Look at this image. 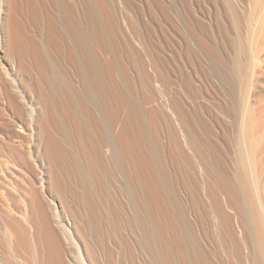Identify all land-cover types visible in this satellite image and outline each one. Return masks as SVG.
I'll use <instances>...</instances> for the list:
<instances>
[{
    "label": "bare ground",
    "instance_id": "6f19581e",
    "mask_svg": "<svg viewBox=\"0 0 264 264\" xmlns=\"http://www.w3.org/2000/svg\"><path fill=\"white\" fill-rule=\"evenodd\" d=\"M119 1L123 9H137L132 7L136 0L134 4ZM144 1L150 14L143 13V8V12L139 11L144 14L141 17L146 19L149 15L153 22L152 15L159 13L162 18L155 16L163 19V24L155 21L164 27L165 51L161 47V54L153 49L156 38L152 40L150 35L154 29L150 30L152 22L143 19L148 24L142 25L144 22H138L140 17L135 15L138 25L129 20L128 23L121 17L124 14L119 16V6V13L112 9V0H0L2 257L9 254L17 264H111V254L117 251L128 264L135 258L133 252L140 250L148 260L139 264H208V252L199 244L198 227L190 226L191 216L197 222L209 220L219 238L221 253L229 258L228 264H232L230 260L234 264H264V178L256 154L264 139V127L259 130L261 117L251 110L254 108L247 102L244 87L241 88L242 80L251 79L248 74L252 71L245 58L246 52L253 54L252 50L259 46L255 43L260 42L256 38L264 25V0H245L249 4L245 2L240 11L242 1L237 0H178L177 9L174 0ZM241 10L247 13L249 21L244 23L256 24L254 28L247 25L251 27L249 32L245 28L239 31L242 20H246ZM228 16L240 34L231 27L232 32L240 38L247 33V42L229 33ZM232 22L229 20L228 24ZM122 28L134 33L133 40L136 34L146 42L142 49L148 58L143 55L142 63L153 72V76L149 73L152 80L163 83L160 86L166 97L163 95L161 107L160 103L147 107L154 102L151 101L156 95L152 97L151 93L156 88L147 90L151 95L147 91L148 94L140 93L147 109L136 98L137 81L132 79L134 84L128 79L125 64L140 52L134 55L131 51L141 40L132 47V35L127 34L130 39L123 45L131 44L125 47L129 50L131 46L132 50L125 52L119 36L127 30L122 32ZM140 29L144 32L141 36ZM238 42H243L246 52ZM249 45L251 53L246 49ZM148 48L160 56L150 55ZM221 48L227 57L222 56ZM230 48L234 49L233 54ZM241 51L242 56L247 55L245 63ZM254 58L248 59L255 64L259 57ZM142 63H138L140 67ZM226 63L233 70L229 75L241 79L238 101L231 97L239 112L238 118L233 116L236 121L231 122L235 139L232 155L227 152V129L211 117L208 100L197 91H209L210 87L199 84L194 89L196 83H201L207 65L213 71L218 66L220 71L215 72L225 83L223 79L228 78V73L224 68L229 67ZM176 66L179 72L193 67L190 70L196 73L189 71L188 76L183 70L188 77L180 80L183 76L176 73ZM215 72L207 77L215 76ZM220 72L227 78L221 77ZM174 77L179 79L176 78L177 83ZM230 78L226 85L234 88ZM150 81L149 85L154 80ZM192 87L206 103L202 99L204 104L194 102L198 94H192ZM235 91L231 92L236 98ZM191 94L194 101L189 99ZM162 123L164 138L160 150L161 144H156ZM174 176L183 200L173 192ZM196 234L198 239L193 238Z\"/></svg>",
    "mask_w": 264,
    "mask_h": 264
},
{
    "label": "rangeland",
    "instance_id": "374dc122",
    "mask_svg": "<svg viewBox=\"0 0 264 264\" xmlns=\"http://www.w3.org/2000/svg\"><path fill=\"white\" fill-rule=\"evenodd\" d=\"M122 1H123V0H122ZM138 1H139V2H138ZM140 1H141V3H142V2H143V3L145 2L144 0H136V2H137L136 4H134L133 0H131V1L129 0L128 2H129V3L133 2L132 4H134V5H132V7H133V8H136V7H137V9L140 8L141 10H139V9H138V10H137V9H132V10H131L129 7H127V8H129V10H127V9H125V8L123 9V6H120V5H123V3L121 2V4H120V3H119V2H120L119 0H112V3H111L112 6H111V7H112L113 10H116L117 7L119 6L118 9H120V10H119L120 13L118 12V9H117L116 12H118L120 15L117 13V16H118V15L121 16V15L124 14V15L121 16V17L125 18L127 22H128V20H129V22H130V21H131V22H136L135 19H137V17H140V19L138 18V22H140V23H141V21L144 22V23H142V25L145 24L146 22H150V23H151L152 20H153V18H152V17H148L149 15L146 16V19L149 18V19H148L149 21H147L145 18H143V15H144L143 13H147V14H148L149 11H146V9H147V5H146L145 3H144L145 5H144L143 3H142V5H141ZM237 1H242V2H240V5L242 4L241 7H240V8L238 7L239 10L237 9L238 11H240V9H243V8H244L245 2H246V4H247V3L249 4V2H248V1H245V0H237ZM243 1H244V3H243ZM115 2H117V3H119V4H116ZM173 2H175V5H176L175 8L177 9V6H178V0H174ZM114 3H115L116 5H115ZM138 3H140V4H138ZM237 3H239V2H237ZM237 3H236V6H238ZM243 4H244V5H243ZM139 5H140V6H139ZM240 5H239V6H240ZM113 6H115V7L113 8ZM143 6H144V7H143ZM224 6H226V5H224ZM224 6H223V7H224ZM242 6H243V7H242ZM234 7H235V4H234ZM248 7H249V6H248ZM143 8L145 9V12L142 11ZM235 8H237V7H235ZM144 9H143V10H144ZM122 10H123V11L127 10V11H125L126 14L123 13ZM130 10H131V11H130ZM237 10H235V14H239V13H240V12L237 13V12H238ZM139 11H141V12H143V13H141V12H139ZM225 11H226V9H225ZM241 11H242V10H241ZM114 12H115V11H114ZM241 13H242L241 16L244 15L243 17H245V15L247 14V13H245L244 11H242ZM243 13H244V14H243ZM141 14H143L142 17H141ZM149 14H150V12H149ZM155 14H158L157 17L159 16V17L162 18V16H160L159 13H155ZM155 14H153V15L151 14V15L154 16V19H155V21H156L157 17L155 16ZM225 14L228 15L227 12H226ZM133 15H134V16H133ZM135 15H136V16L138 15V16L136 17ZM139 15H140V16H139ZM151 15H150V16H151ZM227 15H225V16H227ZM239 15H240V14H239ZM239 15H237V16L239 17ZM119 16H118V18H119ZM135 17H136V18H135ZM144 17H145V16H144ZM228 17H229L228 19L230 20V22H232L231 19H230L231 17H230V16H228ZM243 17H242V18H243ZM132 18H133V19H132ZM151 18H152V19H151ZM239 18H240V17H239ZM242 18L240 19V22L243 21L242 23H244V21H247V19H246V18H247V15H246V17H245L246 20H242ZM141 19H142V20H141ZM143 19H145L146 22H145ZM263 19H264V18H263ZM139 20H140V21H139ZM162 20H163V19H162ZM162 20H160V18H159V20L157 19V23H158V21H159V23H160ZM226 20H227V17H226ZM229 20H228V22H229ZM241 20H242V21H241ZM155 21L152 22V26H153L152 28H151V25L149 24V25H150V30L154 28L153 31H151V34H150V35H152V36H151V37H152V40H153V38H154V39L156 38V39L154 40V41H155V42H154L155 45H154L153 42H150V41H149V44L153 43L152 46H153V45L155 46L154 48L152 47V48L154 49V51H155L156 49H157L156 51L161 50V47H162V50H161V51H165V49H163V48H165V45L163 46V44H164L165 42L163 41V37H164V35H163V33H162V32H164V27H162L163 25H160V26H159V24H157ZM129 22H128V23H129ZM138 22H136V24H137ZM174 22L177 24L176 21H174ZM228 22H226V24L228 25V28L231 29V30H229V33H230V32H232V30H233L232 28H235V29H236L237 27H235V26L232 27L233 22L231 23V25H229ZM247 22H249V21H247ZM247 22H245L243 25L241 24L242 27H238V28H241V29H239L240 32H241L244 28H245L246 30H248V32H249V29H251V27H252V25H253V22H251L252 25H251L250 23H249V25H248ZM140 23H139V26L141 27L142 25H140ZM161 23H162V22H161ZM246 23H247V24H246ZM146 24H148V23H146ZM162 24H163V23H162ZM173 24H174V23H173ZM245 24H246V26H245ZM262 24H264V20H263ZM121 25H123V24H121ZM137 25H138V24H137ZM239 25H240V24H239ZM247 25H248V26L251 25V27H247ZM255 25H256V24L254 23L253 28L255 27ZM158 26H159V27H158ZM175 26H176V25L174 24V28H175ZM229 26H230V27H229ZM243 26H244V27H243ZM261 26H262V25H261ZM122 27H124V26H122ZM126 27H127V26H126ZM126 27H125V28H126ZM176 27H177V26H176ZM231 27H232V28H231ZM246 27H247L248 29H247ZM259 27H260V26H259ZM259 27H258V28H259ZM242 28H243V29H242ZM262 28H263V29H262ZM262 28L259 29V30H262V31H259V32H258V33H259L258 35H259L260 37H263V38H260V37L256 38V39H258V40L260 41V42L258 41L259 43H261V42H262V43H261V44H259V43L256 44L257 42L255 43V46H257V45L260 46V45H261V47L257 46L256 49L253 47L254 50H252V51H254L255 53L258 52V54H259V52H260V56H258V54H257V56H256V55L254 56V55H253L254 52H253V54H250V55H253L254 57H259V60H262V61L257 60V62H256L257 64L255 63L256 65L254 64V62H253L251 59H250L251 61L248 59V58H252L253 60H255L254 57H251V56L248 54L249 52H246L247 50H244V49H243V48H244V47L242 46V43H243V42H241V45H240V42H238L239 45H240V47H242V50H244V51L247 53V55H248V56H247L246 53H245V54L242 56L243 52L241 51V54H240V55H241L242 58H241L240 55H239V59L241 58V59L244 60L245 56L248 57V58H245V59H247V62H248V64L250 65V66H249L250 68L247 67L246 69L249 68V71H252V72H249L250 74H248V73H247V74H248V75H251V76H253V77H255V78L253 79V77L248 76V78H249V77L251 78L250 80H249L248 78H247L248 80H245L246 78H245L244 80H242V81H243V84H242L241 88L244 87L245 90L243 89V91H244V93H246L247 102L251 105L250 107L254 108V109H251V110H252L255 114L257 113L256 116L259 115V118L261 117L260 119L258 118V119L260 120L259 123H258V127L260 126V127H259V130H260V129L263 130L262 127H264V126H262V125L264 124V79H263V78H264V74H262V73H264V72L261 71V69L264 70V69H263L264 67H263V68L260 67V66H263V65H264V63H263V62H264V58H262V56H264V52L261 51L262 48L264 47V46L262 47V45L264 44V41H263V40H264V36H262V35H264V32H263V31H264V25L262 26ZM157 29H158V30H157ZM255 29H256V28H255ZM122 30H124V31H122V32H125V30L128 31V30H130V29H128V28H127V29H123V28H122ZM161 30H163V31H161ZM256 30H257V29H256ZM127 31L119 36L120 43H121L122 45H123V43L126 44V43L128 42L127 40L130 39V38H129L130 35H127V34H131V35L133 34V35H134V33H132L131 30L129 31V33H128ZM156 31H157L158 33H157ZM239 31H238L237 29L235 30L236 33H238ZM251 31H252V30H250V32H251ZM141 32H143V31H141V29H140V36H141V34H142ZM153 32H155V35H154ZM160 32H161V34H160ZM235 32L233 31L232 33H234V34H231V35H232V36L234 35L233 37L236 38V36H239L238 34H240V32H239L238 34H235ZM243 32H244V31H243ZM245 32H247V31H245ZM261 32H263V33L261 34ZM143 33H144V32H143ZM157 34L159 35L160 38H159L158 36H156ZM241 34H242V33H241ZM244 34H245V33H243V35H244ZM124 35H126V37H125ZM133 35L131 36V39H132V40H131V39L129 40L130 43L132 42V43H131V44H132V47L134 46L133 44H134L136 41L138 42V40H139V41L141 40V37H139V36H138L139 39H137L138 37H137L136 34H135V36H136V37H135L136 40H133V39H134ZM161 35H162V36H161ZM128 36H129V37H128ZM232 36H231V37H232ZM246 36H247V33H246ZM246 36L244 35V36H243L244 38H240V36H239L240 41H241L242 39H244L245 42H247L249 39L247 40V37H246ZM127 37H128V38H127ZM132 37H133V38H132ZM245 37H246V39H245ZM235 38H234L235 41H236V40L239 41V40H238L239 38H238V39H235ZM122 39L124 40V42H123ZM158 39H159V40H158ZM161 39H162V40H161ZM262 39H263V40H262ZM157 40H158V41H157ZM164 40H165V39H164ZM244 40H242V41H244ZM125 41H126V42H125ZM141 41H142V40H141ZM141 41L138 43V46H137V45L134 46V48H135V49H133L134 51L132 50V47L130 46L131 49H129V50H132V51H131L132 53H134V52H136V51H140V52H136L137 54L134 53V55H135V54H136V55L134 56L135 59L132 58V60H131L132 63H131L130 61H128L129 64H128V63H126V64L124 63L125 65H128V66H125V67L127 68V69H126V71H127L126 73H128V74H126V75L128 76V79H131V80L133 79V80H136V81H137V82L134 81V82H136V84H135V83L133 82V80H132V82L135 84L134 87L137 85V86H136L137 88H136V87H135V88H136L138 91L136 90L137 92H134V93L139 94V95L135 94V95L137 96L136 98H137L138 100H139V98H140L139 101H141V96L144 94V92L147 93V92H148L147 90H153V89H155V88H156L155 90H156V92H157V91H158L157 89L160 87L161 90L159 89V91L157 92V94H156L155 90L152 91V93H151V94H152V97L156 95V96H155L156 98L153 97L155 100L152 98L153 100H152L151 102H153V101H154V102H153L152 104L150 103V105H147V107H148V108H150L151 106H153V107L156 106V107H157V104H158V103H160V106H159V107H161V104L163 103V98H164L166 92H165L163 86H160V85H163V83H161V81H160V83H161V84H160L159 82H157V80H156V82H157V83H156V82H155V79H153V80H154V81H153V80L151 79V76H149V73L153 76V72H152V71H149L150 68H146V66L143 65V63L145 62V60H144V56H143V55H147V56H145V59H147V58H148V54L143 53V52H145V51H143V49L145 48L146 42L143 43V41H142V42H141ZM255 41H256V40H255ZM156 42H157V43H156ZM163 42H164V43H163ZM238 43H237V44H238ZM248 43H249V42H248ZM131 44H129V45H131ZM135 44H136V43H135ZM140 44H141V47H140V48H141V49L143 48L142 50L139 48V45H140ZM142 44H143V45H142ZM144 44H145V45H144ZM158 44H159V45H158ZM244 44H245V46H246V43H244ZM249 44H250V43H249ZM129 45H128V46H129ZM156 45H158V46H156ZM161 45H162V46H161ZM125 46L128 47L127 45H123V47H124L123 49H127ZM143 46H144V47H143ZM147 46H148V44H147ZM147 46H146V47H147ZM136 47H137V48H136ZM148 47H150V46H148ZM158 47H159L160 49H158ZM246 47H248V45H247ZM246 47H245V48H246ZM128 48H129V47H128ZM152 48H151V49H152ZM155 48H156V49H155ZM250 48L252 49L251 45H249V48H246V49H249L248 51H250V50H251ZM258 48H259V49H258ZM148 49H149V48H148ZM153 49H152V50H153ZM221 49H222V48H221ZM230 49H231V48H230ZM230 49H229V50H230ZM257 49H258V50H257ZM129 50L127 49L125 52H129ZM145 50H146V49H145ZM149 50H150V49H149ZM225 50H226V49H225ZM161 51H158V52H160V54H161V53H162ZM230 51H231L230 53L233 54L234 49H233V51H232V49H231ZM252 51H250V53H251ZM263 51H264V48H263ZM131 52H130V53H131ZM150 52H151L150 55H152L153 51L150 50ZM150 52L148 51V53H150ZM227 52H228V50H227ZM261 52H262V53H261ZM146 53H147V51H146ZM154 53H155V52H154ZM154 53H153V55H154ZM222 53H223V55H222L223 57H227V56H226L227 54L225 55L226 51H224V49L221 50V54H222ZM138 54H139V56H140L141 62H139L140 59H138V58H139ZM141 54H142V55H141ZM156 54H158V53H155V56H156ZM232 54H231V55H232ZM262 54H263V55H262ZM162 55H163V54H162ZM162 55H161V56H162ZM158 56H160V55L158 54ZM249 56H250V57H249ZM142 57H143V59H142ZM136 59H137V60H136ZM229 59H230V58H229ZM229 59H228V61H229ZM241 59H240V60H241ZM257 59H258V58H257ZM133 60H134V61H133ZM138 60H139V61H138ZM142 60L144 61L143 63H142ZM243 60H242V61H243ZM248 60H249L251 63H253L254 65H253V64L251 65V63H249ZM137 61H138V62H137ZM146 61H147V60H146ZM228 61H227V62H228ZM258 61L260 62L259 64L262 63L263 65H259V64H258ZM200 62H202V61H200ZM245 62H246V60H244V62H242V63H245ZM138 63H140V64L142 63V65H143L144 67H143L142 65H141L142 67H140V64H138ZM137 64H138V65H137ZM207 64H209L208 61H207ZM213 64H214V63H213ZM226 64H228V63H226ZM211 65H212V64H211ZM228 65H229V64H228ZM244 65H245V64H244ZM246 65H247V63H246ZM246 65H245V66H246ZM138 66H139V67H138ZM209 66H210V64H209ZM258 66H259V67H258ZM123 67H124V65H123ZM186 67H188V66H185V68H186ZM189 67H190V66H189ZM189 67H188L187 69H189ZM204 67H205V66H204ZM207 67H208V65H207ZM207 67H206V68H207ZM214 67H216V65H213V68H214ZM227 67H228V66H227ZM252 67H253V68H252ZM255 67H256V68H255ZM140 68H141V69H140ZM175 68H177L176 73H178V72H179V71H178V67L176 66ZM181 68H184V67H181ZM206 68L203 69L204 71H206L205 74H204V75H206L205 78H204V75H203V77H201V78H202L201 83H199V82L196 83L194 89L196 88L197 85L200 86L199 84H202V85L204 84V85H207L208 87H210V88L208 89L209 91H204V90H203V92H202V90H197V91H199V92L201 91L200 93H202V95H201L199 92H198V93H199L201 96H203V97L205 96L204 98H206V99L208 100V103H206V102L204 101V99L201 98V96L197 93V91L194 92L193 87H192V89H193L192 94L195 95V93H196V95L198 94L200 98H199V99H196V97L198 96V95H197L196 97L194 96V97H195V99H194V97H193L192 94H191V97H192V98L189 97L190 95H189L188 97H189V99H192V100L194 99V100H195V101L193 100L194 102H197V101H198V102H197L198 104H200V102H202V100H203L206 104H208V107H211V109L208 108V107H206V108H208L207 110H211V111H210L211 113H209V114L213 115V116H211L213 119H215V120L218 119L217 122H219V121H221V122H225V121H226L224 124L221 123V122H219V124H220V125L222 124V125H221V127L223 126L222 129L225 128V129H227V130L229 131V133H228L227 130L225 131L229 136H228L227 134L224 135V136H225V138L228 136V137H227V142H229L230 145L225 141L226 144L229 146V147L227 146V147L229 148V149H227V152H228V154H229V152H230V154L232 155V150H233V149H232V148H233V145H232V144L235 142V141H234L235 139H234L233 136H232V135H233L232 132H233V129H234V128H233V127H234V124H232V123H233V120H234V122L236 121L235 118H238V113H239L238 111L236 112V107L234 108V106H235V105H234V101H235V99H236L235 102H237L238 99H239V94H240V91H241V90H240L239 92H237V91H238L239 88H240L239 85H238V83H241V82L239 81V80H241V79L237 80L236 78H234L235 76L233 77V76L229 75V73L232 74V71H233V70L231 71V65H229L228 69H227V68H224L225 71H227L226 73H228V74H226V76H227L228 78L231 77L230 80H233V81H231V82L233 83V86H234V84H235V86H234V88L236 89V91H235L234 88L229 87L228 85H226V83H227V79H228V78L225 77V75L222 74V73L224 72V69H223V68L221 69V71H223V72H222V73L220 72V74H221V77H222V75H223V77L227 78V79H223L224 81L226 80L225 83L221 81L222 78H221V80H220V78H219L220 75L217 74V73H219V71H220V69L218 70V68H219L218 66L216 67L217 69L215 70V71H218L217 73H216L215 71H213L214 69L212 70V66H211L210 68L208 67V68L211 69V70H209V69L207 68L209 71H208ZM229 68H230V69H229ZM254 68H255V69H254ZM258 68H260V69L257 70ZM129 69H130V70H129ZM143 69H144V70H143ZM179 69H180V68H179ZM190 69H194V68H193V67H192V68L190 67ZM190 69H189L188 71H187L186 69H182V72L186 71V72H185L186 75L189 76V71H190V72L192 71V73H194L193 71H195V70H190ZM142 70L145 71V72H143ZM146 70H148V71H146ZM180 70H181V69H180ZM183 70H184V71H183ZM253 70H254V71H253ZM256 70H257V71H256ZM140 71H141V72H140ZM196 71H197V70H196ZM204 71H203V72H204ZM229 71H230V72H229ZM258 71H259V73H258ZM260 71H261L262 73H261ZM146 72H147V73H146ZM151 72H152V73H151ZM182 72L180 71L179 73H182ZM187 72H188V74H187ZM214 72H215V74H216L215 76L218 77V80H214V79H213V77H215V76H211V78H210V76L207 77V75H208L209 73H211V74L213 75ZM247 72H248V71H247ZM192 73H190V75H191ZM195 73H196V72H195ZM195 73H194V75H195ZM206 73H207V74H206ZM224 73H225V72H224ZM139 74H141V75H139ZM145 74H148L147 79H149V77H150L151 81H153L154 83L151 82L150 80L146 81L147 79L145 78ZM211 74H210V75H211ZM254 74H257V75L255 76ZM186 75H184L183 73H182V75L180 74V76H183L180 80H182L183 78H185ZM199 75L202 76V74H199ZM228 75H229L230 77H229ZM233 75H235V73H234ZM259 75H260V76H259ZM127 76H123V78H124V77L126 78ZM188 76H186V77H188ZM257 76L260 77V78H258ZM177 77L179 78V76H177ZM177 77H174V79L176 80V83H177L178 80H179ZM198 77H200V76H198ZM237 77H238V76H237ZM262 77H263V78H262ZM143 78H144V79H143ZM176 78H177L178 80H177ZM206 78H209V79H207V81H206V80H205ZM238 78H239V77H238ZM126 79H127V78H126ZM141 79H143V80H141ZM199 79H200V78H199ZM211 79H212V80H211ZM235 79H236V80H235ZM256 79H258V80H256ZM139 80H141V83H142V84H140ZM184 80H185V79H184ZM230 80H228V82H229ZM143 81L146 83V85H145V83H143ZM149 81L151 82L150 85H149V83H148ZM158 81H159V80H158ZM199 81H200V80H199ZM215 81H216V82L218 81V84H217ZM219 81H220V82H219ZM203 82H204V83H203ZM212 82H213V83H212ZM152 83H153V84H152ZM206 83H207V84H206ZM221 83H222V84L224 83L226 86H225L224 84L221 85ZM232 83H231V84H232ZM236 83H237V85H236ZM143 84H144V85H143ZM211 84H212V85H211ZM219 84H220V85H219ZM148 85H149L150 87H149ZM153 85H154V86H153ZM202 85H201V86H202ZM215 85H216L217 87H216ZM240 85H241V84H240ZM140 86H141V87L143 86L144 88L142 87L143 89H141ZM157 86H158V88H157ZM174 86H175V85H174ZM198 86H197V89H198ZM224 86H225V87H224ZM146 87H147V88H146ZM161 87H162L163 89H162ZM215 87H216V88H215ZM220 87H221V88H220ZM227 87H229V88L227 89L228 91L226 90ZM238 87H239V88H238ZM135 88H134V90H135ZM148 88H149V89H148ZM151 88H152V89H151ZM212 88H213V89H212ZM218 88H219V89H218ZM230 88H232V89H230ZM192 89H191V90H192ZM211 89H212V90H211ZM222 89H223L224 92L222 91ZM237 89H238V90H237ZM144 90H145V91H144ZM163 90H164V91H163ZM191 90H190V91H191ZM139 91H140V92H139ZM146 91H147V92H146ZM226 91H227V92H226ZM229 91H230V92H229ZM231 91H233V92L235 91V92H236V95H235L236 98L234 97V93L231 92ZM141 92H143V94H142ZM150 92H151V91H150ZM150 92H148V93L150 94ZM159 92H161V94H160ZM164 92H165V94H164ZM204 92H205V93L207 92V93L205 94ZM140 93H141L142 95H140ZM148 93H147V94H148ZM190 93H191V92H190ZM208 93H209V94H208ZM224 93H225V94H224ZM237 93H238V95H237ZM147 94H146V95H147ZM151 94H150V95H151ZM187 94H188V93H187ZM227 94H228V95L230 94V95L228 96ZM163 95H164V96H163ZM206 95H207V97H206ZM226 95H227V97H226ZM139 96H140V97H139ZM161 96H162V97H161ZM210 96H211V97H210ZM165 97H166V96H165ZM229 97H230V98H229ZM231 97H232V99L234 98V99H233L234 101L231 99ZM237 97H238V98H237ZM211 98L213 99V101L211 100ZM227 98H229V99L227 100ZM164 99H165V98H164ZM201 99H202V100H201ZM222 99H223V100H222ZM224 99H225V101H224ZM159 100H160V101H159ZM209 100H210V101H209ZM157 101H158V102H157ZM164 101H165V100H164ZM211 101H212L213 103H212ZM221 101H223V102H225V103H223V102H221ZM229 101H230V102H229ZM209 102H211L210 104H212L213 107H212V105L209 104ZM140 103H142V106H143V104H145V103H143L142 101H141ZM202 103H203V102H202ZM218 103H221V104H218ZM226 103H227V105H226ZM231 103H232L233 105H232ZM203 104H204V103H203ZM224 104H225V105H224ZM162 105H163V104H162ZM219 105H221V106L219 107ZM228 105H229V106H228ZM149 106H150V107H149ZM216 106H217V107H216ZM225 106H226V107H225ZM227 106H228V107H227ZM143 107H146V104H145V106H143ZM147 107H146L145 109H147ZM159 107H158V111H160ZM215 107L218 109V110L216 109L217 111H216V110L214 111ZM222 107H223V108L225 107V108L223 109ZM162 108H163V106H162ZM162 108H161V110H162ZM206 108H205V109H206ZM219 108H221V109H219ZM143 109H144V108H143ZM145 109H144V110H145ZM226 109H227V110H226ZM256 109H257V110H256ZM212 110H213L214 112H213ZM223 110H224V112H223ZM225 110H226V111H225ZM237 110H238V109H237ZM260 110H261V111H260ZM221 111H222V112H221ZM208 112H209V111H208ZM216 112H217V113H216ZM218 112H221L222 115L220 116V113L218 114ZM225 112H226V113H225ZM259 112L261 113V115H260ZM212 113H213V114H212ZM214 113H216V114H214ZM224 113H225L226 116L223 115ZM159 114L162 115V114H163L162 111H160ZM217 114H218V116H217ZM161 115H160V117H161ZM214 115H216L217 117L214 116ZM227 115H228V117H227ZM222 116H223L224 119H227V120L224 121V119L222 118ZM233 116H236V117L234 118ZM160 117H159V119L162 120L163 118H162V117L160 118ZM219 117H220L221 120H219ZM231 117H233V119H232ZM257 117H258V116H257ZM228 118H229V119L231 118V119L229 120ZM161 120H159V122H161ZM162 122H163V120H162ZM231 122H232V123H231ZM225 124H226V125H225ZM232 125H233V126H232ZM226 126H227V127H226ZM159 128H160V129H159V135H160L159 139H160L161 141H160V140H157L158 143L155 142V143H157V144H156L157 147H158L161 143H163V142H162V141H163V138H164V137H162V134L164 133L163 123H162V124H159ZM17 131H19L20 133L23 132L20 128H18ZM263 132H264V130H263ZM161 133H162V134H161ZM213 133H214V135L217 134V133H216V129L214 128V125H213ZM163 136H165V134H164ZM230 137H231V138H230ZM263 138H264V135H263L262 139H263ZM262 139H261V140H262ZM225 140H226V139H225ZM259 140H260V139H259ZM152 141H154V139H152ZM230 141H231V142H230ZM153 143H154V142H153ZM155 143H154V144H155ZM259 143H260V141H259ZM156 145H155V146H156ZM162 145H163V144H161V145L159 146V148H160V147L163 148ZM231 146H232V147H231ZM258 146H259V147H257L258 149H256V151H257L256 154H257V159H258V164H259L260 170L263 172V173L261 172L262 175H263V176L261 175V178H262V177L264 178V139L261 141V144H258ZM161 148H160V150H163V149H161ZM174 151H176L175 154L178 155V154H177V153H178V152H177V149L174 148ZM162 153H163V151H162ZM162 153H161V154H162ZM162 155H163V154H162ZM232 169H235V168L232 167ZM0 175H1V174H0ZM172 176H173V175H172ZM176 177H177V176H176ZM176 177H175V176H174V178L172 177V183H173V181H174L175 183L177 182V180H175ZM263 178H262V179H263ZM173 179H174V180H173ZM176 179H177V178H176ZM263 180H264V179H263ZM175 183L172 184V185H174V187H173V188H174V191H173V192L176 194L175 196H176L177 198L182 199V198H181L182 193H181L179 190H177V189H178V188H177V183H176V184H175ZM171 188H172V187H171ZM173 188H172V190H173ZM182 200H183V199H182ZM114 202H117V201H114ZM116 204L118 205V202H117ZM188 219H189L190 222H192L190 226H193V228H195V227L197 228V227H198L197 232L200 233V238H201L202 240L199 238V235H197V234H196V237H194V236H195L194 233H196V231L193 232V235H194L193 238H197V239L199 238V239H198V240H199V244H200V245L202 244L201 247L203 246L202 248L205 249V252H208V254H207V257H208L207 260H208V262H209L208 264H228V262H229V258L226 257V256L223 254V252L221 253L222 249H221V246H220L221 244H220V242H219V238H218L217 234H215V232H214V230H213L211 224L209 223V220H208V219H204V220L199 221V222H200V223H199V222H197L196 220L193 221V219L191 218V216H190ZM189 221H188V222H189ZM65 222H66V221H65V218H64L63 223H65ZM198 223H199V224H198ZM189 224H190V223H189ZM200 224H203V225L201 226ZM193 228H192V230H193ZM196 228H195V229H196ZM195 229H194V230H195ZM194 230H193V231H194ZM201 230H202V231H201ZM201 232H202V233H201ZM201 234H203V235H201ZM204 237H205V238H204ZM204 239H205V240H204ZM198 240H197V241H198ZM200 241H201V242H200ZM113 252H114V251H112V253H113ZM141 252H142V254L144 253L143 251H141ZM133 253L136 254V255L139 254V256L137 257L136 255H133V256H135V258L133 257V261L131 262L132 264H137V263L140 262V261H143L144 263L147 262L148 257H147V258L145 257V256H146L145 253H144L145 256L142 255V254H140V250H138V251L136 250V252H133ZM137 253H138V254H137ZM7 255H9V254H7ZM7 255H5V256L3 255V257H2V255H0V256H1V257H0V264H12V263H13V264H17V260H16V259L12 258L11 256L8 257ZM120 255H121V254H120ZM120 255H118L117 251H115V254H114V253H113V255L111 254V264H113L114 261H116V262L118 261V262H117L118 264H127L126 261L128 262V260H124L123 257H122V255H121V256H120ZM142 256H144V257H142ZM10 257H11V258H10ZM1 258H2V259H1ZM3 258H4V259H3ZM142 258H143L145 261L142 260ZM227 258H228V260H227ZM7 259H9V260H7ZM146 259H147V260H146ZM3 260H4V261H3ZM11 260H12V261H11ZM15 260H16V261H15ZM122 260H124L125 263H123ZM6 261H7V262H6ZM112 261H113V262H112ZM5 262H6V263H5ZM8 262H9V263H8ZM10 262H11V263H10ZM116 262H115L114 264H117ZM119 262H120V263H119ZM143 262H141L140 264H143ZM129 263H130V262H129ZM129 263H128V264H129ZM131 263H130V264H131ZM230 263L234 264L231 260H230ZM138 264H139V263H138Z\"/></svg>",
    "mask_w": 264,
    "mask_h": 264
}]
</instances>
